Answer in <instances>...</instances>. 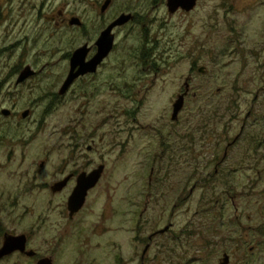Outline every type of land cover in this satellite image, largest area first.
I'll return each instance as SVG.
<instances>
[{
	"label": "rangeland",
	"instance_id": "rangeland-1",
	"mask_svg": "<svg viewBox=\"0 0 264 264\" xmlns=\"http://www.w3.org/2000/svg\"><path fill=\"white\" fill-rule=\"evenodd\" d=\"M106 1L0 0V49H16L0 53V247L4 232L25 234L37 253L0 264H264V0H198L175 16L166 0H114L102 14ZM130 13L111 59L61 97L65 55ZM20 62L46 68L5 82ZM79 142L106 175L71 223L50 187Z\"/></svg>",
	"mask_w": 264,
	"mask_h": 264
},
{
	"label": "water",
	"instance_id": "water-1",
	"mask_svg": "<svg viewBox=\"0 0 264 264\" xmlns=\"http://www.w3.org/2000/svg\"><path fill=\"white\" fill-rule=\"evenodd\" d=\"M111 4V0H107L102 7V13H105ZM198 0H168L167 8L170 15L176 14L179 10H183L187 13L194 11L197 7ZM133 19L132 15L123 14L115 21H113L99 36L98 40L95 43V46L98 49V53L96 56L90 60L86 61L89 46L85 45L83 47L78 48L71 59V70L70 74L64 85L61 87L60 95L64 96L70 87L74 84V82L80 77L86 76L87 74H95L98 70L100 64L109 56L115 46V29L124 27L128 25ZM70 26L80 27L82 22L79 18L75 17L70 20ZM200 72H203V69H200ZM32 73L24 75L20 82H23L27 77H29ZM188 86V85H187ZM188 91L178 97V100L175 102L173 106V115L172 120L176 122L179 119L180 113L183 111L185 107L186 96L188 95ZM11 114L10 111L4 110L3 115L9 116ZM30 115L29 111H26L23 114V118L27 119ZM104 171V166H101L97 170H94L90 174L82 175L78 180V186L70 198L69 202V210L72 214L79 212L85 205L87 195L90 190L94 189L99 183L102 174ZM67 183V180L57 184L54 188L55 191L62 190ZM170 226L161 231V234L166 233L170 230ZM27 247V239L26 236H6L5 242L0 249V260L3 258L12 255L18 251L25 252ZM30 257L36 256V252L30 251L27 253ZM38 264H54L53 259L44 258L41 259ZM220 264H230L229 255L225 254Z\"/></svg>",
	"mask_w": 264,
	"mask_h": 264
},
{
	"label": "flooded vegetation",
	"instance_id": "flooded-vegetation-1",
	"mask_svg": "<svg viewBox=\"0 0 264 264\" xmlns=\"http://www.w3.org/2000/svg\"><path fill=\"white\" fill-rule=\"evenodd\" d=\"M113 1L114 0H111V4H110V6H109V8L111 7V5L113 4ZM167 1L168 0H166V2L164 1V3H165V5H166V7H167ZM105 4V3H104ZM0 7H1V9H2V5L0 4ZM103 7V6H102ZM108 8V9H109ZM36 9H37V7L36 6H33V5H31V9H30V11H34V13H35V15L37 16V14H36ZM108 9H107V11H108ZM168 9V8H167ZM106 11V12H107ZM105 12V13H106ZM169 12V11H168ZM179 12H184V13H186V14H189V13H187V12H185V11H183V10H179L176 14H178ZM193 12V11H192ZM4 13V9H2V11H1V13H0V19H2V16L4 15L3 14ZM101 13H102V8H101ZM105 13H102V14H105ZM191 13V12H190ZM176 14H174V15H170V13H169V15L170 16H175ZM60 15H62V12L60 13ZM128 15H132L133 16V19H132V21L131 22H133L134 21V18H135V15H133V14H128ZM4 17H6L5 15H4ZM73 18H75V17H73ZM72 18V19H73ZM78 18V17H77ZM80 20H81V22H82V25L80 26V27H76V26H74V28H78L79 29V31L80 32H83L84 30H85V23H84V21H83V19H81V18H79ZM69 22L70 21H68V25L70 26V24H69ZM130 22V23H131ZM63 23H67V20L65 19V20H63ZM129 23V24H130ZM58 25H60L61 26V23H58ZM127 26V25H126ZM70 27H72V26H70ZM125 27V26H124ZM121 28V27H120ZM101 35V34H100ZM116 36V35H115ZM85 45H88L89 46V53H88V56H87V59H86V61L88 62V61H90V60H92L95 56H96V54L98 53V49H97V47L94 45V46H90L89 44H85ZM85 45H83V46H85ZM115 47H116V38H115V46H114V49L112 50V52L109 54V56L100 64V66L98 67V70H97V72L95 73V74H87L86 76H83V77H80L79 79H77L75 82H74V84L70 87V89L68 90V92L64 95V96H66V95H68V93H70V91L72 90V88L75 86V84L76 83H78V82H82V81H85V80H87V79H90V78H92V77H94L95 75H97L98 74V72L105 66V64L109 61V59H111V57H112V55H113V53L115 52ZM15 50L16 49H0V53H10L11 55L15 52ZM77 50V49H76ZM75 50V51H76ZM75 51H73V52H68L66 55H65V57H64V59H65V62L68 64V67H69V71H68V74L66 75L67 77H66V79L64 80V83L66 82V80H67V78H68V75L70 74V70H71V59H72V57H73V54H74V52ZM36 63V62H35ZM35 63H32V64H30V65H24L23 63H18V65H16V66H14L10 71V73H9V75H8V79H5V82H7V80H8V82L11 80V79H14V78H16V77H18L17 78V85L19 86V85H23V84H27V83H29L30 81H33V80H37L39 77V75H40V73L43 71V69H45L46 67H44L43 69H42V71H37V69L39 68V66L37 67V64H35ZM142 63V62H141ZM153 69H156V65H153ZM193 70V69H192ZM28 72L29 73H32L29 77H27L23 82H20V79L24 76V75H27L28 74ZM189 80V79H188ZM64 83H63V85H64ZM62 85V86H63ZM61 90V89H60ZM188 90H190L189 89V85L188 86H186V91H188ZM185 91V92H186ZM117 92V91H116ZM184 94V93H183ZM59 95H60V91H59ZM61 96V95H60ZM64 96H61V97H64ZM126 98H131V96L130 95H127L126 96ZM4 110H7V109H3L2 110V115H3V111ZM8 111H10V110H8ZM26 111H29L30 112V115H31V111L30 110H26ZM25 111V112H26ZM11 112V114L7 117V116H4V117H6V118H10V117H16L17 115H19L18 113H16L14 110L13 111H10ZM24 112V113H25ZM24 113H22V118H23V114ZM182 113V112H181ZM30 115H29V117H30ZM28 117V118H29ZM27 118V119H28ZM179 118H180V116H179ZM24 119V118H23ZM26 120V119H25ZM173 121V120H172ZM179 121V119L176 121V122H174V123H177ZM241 137V135H239L234 141H233V143H231V144H229V146L227 147V152H229V150L228 149H230L231 148V146H233V145H235L236 143H237V141L239 140V138ZM82 144V143H81ZM80 144V142L79 143H77L76 145H72V149L75 151V150H78V151H80V153H78V152H75L74 154L75 155H80V157H69V158H67V159H64L63 160V162H62V167L61 168H59L58 169V171L60 172L59 174H60V176L62 177L61 179H59L58 181H56V182H54V184L50 187V189H51V195H52V197L53 198H55V197H59V196H63V198H64V200L59 204L60 205V207H59V209H61V210H63V213H64V218L68 221V222H74V221H76L77 220V218L82 214V212L87 208V206H88V204H89V201H90V199H91V194L94 192V191H96V189L99 187V185L100 184H102L103 183V181H104V179H105V175H106V165H105V163H99V164H97V167H93V165H91V164H87L86 163V158L84 157V151L82 150V148H83V146H80L81 145ZM84 149V148H83ZM88 151H92V148L91 147H89L88 148ZM226 161V159L223 161V163ZM223 163H221V164H223ZM101 166H104V171H103V174H102V177H101V179H100V181H99V183L97 184V186L94 188V189H92V190H90L89 191V193H88V195H87V198H86V202H85V205H84V207L79 211V212H77V213H75V214H72L71 213V211L69 210V202H70V198L72 197V195L74 194V192H75V190H76V188H77V186H78V180H79V178L82 176V175H84V174H90V173H92L94 170H97L98 168H100ZM41 167L43 168L44 167V163H42L41 164ZM67 180V183H66V185H65V187L62 189V190H60V191H55L54 190V188L57 186V184H59V183H61V182H64V181H66ZM107 204H108V206H109V214H107ZM112 212H111V206H110V202H106L105 203V205H104V213H103V218H104V220H105V218H107V219H111V216H112V214H111ZM108 215H109V218H108ZM171 228H170V230L172 229V226H170ZM0 229H2V228H0ZM169 230V231H170ZM2 231H3V229H2ZM168 232V231H167ZM4 235L1 237V239H3L2 240V246H3V244H4V242H5V238H6V236H14V237H19V236H26V239H27V247H26V251L25 252H20V251H18V252H16V253H13L12 255H10V256H7V257H5V258H3L2 260H0V262H2L4 259H6V258H9V257H11V256H14V255H20V256H22V257H25V258H29V259H36L37 258V253H36V256H34V257H30L27 253L28 252H30V250L28 249L29 247V237L27 236V235H25V234H21V235H15V234H10V233H8V232H4L3 233ZM2 246L0 247V249L2 248ZM149 248V247H148ZM148 248L146 249V251H144V254L145 253H147L148 252ZM32 251V250H31ZM225 255V254H224ZM230 257V256H229ZM41 260V259H40ZM39 260V261H40ZM38 261V262H39ZM230 263H231V257H230ZM38 264V263H37Z\"/></svg>",
	"mask_w": 264,
	"mask_h": 264
},
{
	"label": "trees",
	"instance_id": "trees-1",
	"mask_svg": "<svg viewBox=\"0 0 264 264\" xmlns=\"http://www.w3.org/2000/svg\"><path fill=\"white\" fill-rule=\"evenodd\" d=\"M254 151L257 153L259 151L258 146H256V148L254 149Z\"/></svg>",
	"mask_w": 264,
	"mask_h": 264
}]
</instances>
